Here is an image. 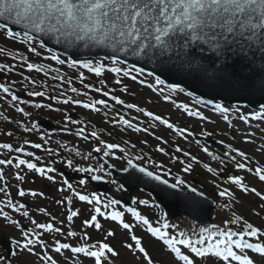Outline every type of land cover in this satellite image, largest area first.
<instances>
[{"label": "snow or ice", "instance_id": "6c2138e0", "mask_svg": "<svg viewBox=\"0 0 264 264\" xmlns=\"http://www.w3.org/2000/svg\"><path fill=\"white\" fill-rule=\"evenodd\" d=\"M0 20L5 23H0V29H4L5 36L12 40L20 39L23 43L28 45V50L36 53L35 47H32L34 36L32 33H42L54 37L57 42H63L69 47L83 44L84 47H102L110 50L107 59L111 62V66L104 64L101 61L92 60H69L68 63L72 67L79 66L87 69L88 72L94 73L100 77L105 71L115 73L118 76L131 77L136 80L137 76L132 75L133 72L143 73L142 68H137L135 65L120 67L119 65L126 62L121 59V56H132L141 60L149 62L168 64L173 62L177 71H187L203 75L210 79H221L228 87L258 89L264 91V65L260 70L254 71L249 77H244L247 81L241 84L239 78L233 84L232 76H220L219 73L226 67L224 61L229 58L233 59V64L240 60H249V54L253 57L255 52L253 49L260 51L262 58H264V0H0ZM8 22L16 25H23L24 31L16 32L8 27ZM43 43L41 47H43ZM199 46H207V50L212 54V57L197 56L196 48ZM12 56L13 53L6 49L0 48V55ZM21 60H26L25 57L20 56ZM58 64H64L65 61L56 55L51 56ZM210 61V62H205ZM254 61L249 60V65ZM29 71L45 72L44 65L35 64L31 62L26 63ZM13 68L8 64H0V71H12ZM50 71H59L58 69H49ZM153 75V73H149ZM57 79H63L57 77ZM81 83H83V73L80 74ZM35 84V81H30ZM144 83V81H140ZM71 83V81H69ZM100 83L103 85L104 81ZM116 84L121 81L117 79ZM165 81L160 76H155V85H164ZM92 87L89 84H84V88ZM148 87L154 88L152 84ZM168 89L175 91L180 88L179 84H168ZM71 92L76 93L78 90L72 87ZM95 92H102V88L96 87ZM126 91V88L122 89ZM163 91V89H160ZM0 92L5 93L11 97L12 101H17L18 96L11 92L10 86L5 83H0ZM103 96L111 98L117 104H124L125 102L115 95H110L109 91H103ZM29 96L44 97L47 92L30 91ZM51 100H58V96H50ZM165 100L169 96H164ZM64 104H82L80 100H74L72 97H67L62 101ZM208 104H213L211 100ZM97 105L107 107V101L104 99H94L89 103H83L82 106L86 109L98 112L100 109ZM36 107L44 105L36 104ZM128 109H135L139 113L158 121L161 125H165L168 129H172L178 135L187 133L188 136L193 135L186 128L177 127L168 119L162 118L160 115H155L151 111H147L136 104L128 103L125 105ZM50 107V106H49ZM181 108L190 117H199L201 120H208L209 118L203 115L199 110L193 111L188 104L180 105ZM213 110L224 114L223 119L229 120L228 113L235 111L238 119L244 122L251 120H259L264 122V104L260 105L259 110L244 113L240 107L233 106L232 108L225 107L221 103H215ZM17 112L23 113L24 116L30 114L22 107L16 108ZM70 120L72 124L82 123L76 120H71L70 117H65ZM115 124H123L129 128H134L136 131L148 132V128H139L132 124L123 115L119 116L118 120L112 121ZM154 126V125H153ZM25 133L32 132L37 128L35 122L31 127L19 124ZM85 127L77 129L76 134L83 136L85 140L89 139L85 135ZM12 136L11 132L6 133ZM90 137L99 140L103 145L96 147L95 152L103 151L105 157L115 156L113 150L119 149L122 152L123 159L127 160L128 166L136 169L144 176L158 181L160 184L167 186L168 189L179 190L186 185V181L179 175L174 177V183H170L168 179L163 178L160 174H168V170L164 169L163 165L154 164L156 171L149 170L146 166L135 164L132 158H129V153L118 143H106L101 140L96 131L90 133ZM161 139V137H156ZM187 139V137H185ZM247 140L248 137H245ZM44 144L48 141L41 136ZM165 143H167L165 141ZM223 143V141H221ZM23 145H30L34 149L43 148L41 143H33L28 139L23 140ZM134 147V146H133ZM225 148L229 151L224 152V156L228 157L230 162L237 170L247 171L252 174L259 182L264 183V163L255 162L253 166L252 158L243 150L233 147L231 144H226ZM0 149H5L10 152L14 151L17 155L10 158L0 159V165L12 166L18 171L15 179L19 182L25 180V174H21L26 168L28 172L38 173L41 177H45L48 181L55 182V177L49 175L54 173L56 169L52 166L38 165V161L42 160L41 156L35 155L31 151H25L24 147L13 148L10 143H0ZM49 155L54 152L51 148H43ZM159 152H164L165 149L157 145ZM203 152L211 157L212 160H220L222 164L225 161L221 160L220 156L210 152L207 147H204ZM176 152H182L185 159H180L177 156H172V160H178L183 166L184 173H190L193 170V165L199 164L200 161L195 155L188 151H184L180 147H176ZM264 152V145L258 150ZM235 153V155H231ZM20 154L34 159L22 158ZM79 155V153H77ZM146 155V154H145ZM237 157L240 159L238 160ZM84 160L90 158L89 155L82 157ZM121 157H117L119 159ZM136 160L142 159L140 156L135 157ZM37 161V162H34ZM68 166H72V161H67ZM152 163V161H147ZM203 168L213 176L216 175V170L204 163ZM76 170L81 173L90 174L91 180H101L103 177L98 173L102 172L103 166L93 167L91 164L87 166H77ZM127 171V168L124 169ZM0 181H4V186L0 187V193H4L5 200L0 201V217L10 224L20 229V237L13 239L12 243L16 246L17 251L13 255H18L20 252H27L35 254L42 264H68L69 260L72 264H82L77 258L81 255L85 258H91L93 264H115V259L119 257L120 253L108 242L109 238L115 237L116 232L112 228L104 229L103 224L98 217H103L105 220L116 222L119 228L126 230L128 237L123 242L122 247L131 253H139L146 264H154L149 252L144 246L142 237L137 236L134 232V225L125 222V211L130 213L137 224L143 225L147 233L159 241L173 254L176 264H196L195 258L212 260V264H255V261L248 255V250L254 253H259L264 257V230L249 222L243 216L232 212L231 217L223 221V227L215 224L208 227H201L199 232H193L191 235L183 231L178 233H171L170 227L165 220L158 226H154L148 217L137 211L135 207H127L125 211H119L115 206L120 204V201L110 199L102 201L101 197L95 192L85 194L83 191H78L73 187L67 179L63 180V186L59 191L70 190L72 195L65 196L63 200H57V204L68 205L73 202V197L79 201L85 202L91 206L89 218L82 221V233L78 234L76 231L68 230L67 237H78L81 241L76 245L68 242H61L55 239L54 245H49L43 238V232L64 235L61 227H56V217H51V221L47 223H38L31 219L29 211L24 203L14 201L7 192V182L3 171L0 170ZM116 183L115 180L111 181ZM79 185L83 188L87 181L85 179L79 180ZM226 184L234 186L241 193H251L264 202V191L258 190L255 186H250L245 182V177L242 175H229L225 182ZM123 187V185H119ZM218 195L221 198H227L229 201L235 199V193L227 186L215 185ZM17 195L24 197L30 195L32 197L43 196V192L34 190H25L17 185ZM187 190L197 196H203L204 193L198 191L196 187L187 185ZM175 199L181 198V192L172 191L167 193ZM189 203H193L191 197H183ZM140 205H149L148 199H140L134 201ZM222 208H231L232 203H225L221 205ZM5 208L11 209L15 213H19L22 217L29 218L33 227L24 229L21 224L10 215ZM110 209V210H109ZM261 209L264 210V203L261 204ZM40 213L50 215L43 207L37 209ZM81 210H73L71 207L67 209L66 220L71 223L73 218L80 216ZM63 223V221H61ZM233 226H239L234 230ZM88 228H94L97 231L103 232V238L89 242L92 240L90 234L86 231ZM130 241V242H129ZM254 241V242H253ZM39 247L42 253H37L35 250ZM56 254H62L65 250L70 252V256L64 257L63 260L54 258L49 254L48 249ZM214 258V259H213ZM5 257L0 256V261Z\"/></svg>", "mask_w": 264, "mask_h": 264}, {"label": "rangeland", "instance_id": "374dc122", "mask_svg": "<svg viewBox=\"0 0 264 264\" xmlns=\"http://www.w3.org/2000/svg\"><path fill=\"white\" fill-rule=\"evenodd\" d=\"M51 56H52L51 54L46 55V53H44V51L40 50L36 55H34V60L36 62L42 63L43 65L44 64L49 65V66H52L54 69L60 70L59 67L61 66V64H58L55 60H52ZM84 74L86 75V73H84ZM126 82H127V85L129 86L128 87L129 90L127 92V95L131 99L132 104H136L138 107H142V108L146 109L147 111H151L155 115H160L164 119H168L172 123H173V121H176V122L181 121L184 124H186L187 126H191L195 131L196 130L199 131L200 132L199 135H202V134L204 135V132H207L210 136L216 135L217 138H220L221 140L224 141V143H222L219 147L218 146H216V147H213V146L208 147L207 146L209 148L210 152L215 154L217 151H219V148H221V150H223V151L226 150V148H225L226 144H231L232 146H235V144H236V146L238 147L240 145V142H244L245 146L251 148V152L250 151H248V152L250 153L249 156L252 158L253 162L264 163V152L258 151L261 148V145H264V122H261L259 120H251L250 122L246 123V122L238 119V115L236 112H234L235 113L234 116L228 115L229 120L225 121L223 119V117H221L219 115H215V114L210 115V114H208V112L201 110V113L209 118L208 120H201L199 117H190V118H187V122L185 123V119H182L183 118V116L181 115L182 111L178 105L175 104L173 106H170L168 109H165V106L160 104L159 100H161L162 98H161L160 94L158 92H156V90L148 87V85L140 84L139 82L132 81L128 78H126ZM23 97H24V99L26 98L28 101H33L32 96L23 95ZM94 99H97V97L94 96ZM43 100H45V98L41 99L42 102H43ZM155 101H157V104ZM131 102H129V103H131ZM17 105H19V104L17 103ZM22 108H24V107H22ZM90 111H92V110L90 109ZM83 112H86V111L83 110ZM92 113L94 114L95 119L92 118L93 117ZM99 113L101 114V116H105V115H102L103 111H99ZM99 113L95 112V111L89 112V114L92 117H85V118H86V120L92 119V120L97 122L99 119ZM132 113L134 114V116H133L134 119H136V120L138 119L140 121L141 125L144 126L143 128H148V132L140 131V133L141 134L146 133L150 137H152L151 143H150V145L152 147L151 149L153 152L155 151L159 154L158 159H160L161 161H164V162H165V160H168L170 162V164H172V166H173V163L175 164L176 167L181 166L180 169H174V170L172 167H169V169L174 174L179 173V171L182 170V165L179 163L178 160H172L171 159L172 156H177L174 152H173L174 155L171 154V149H173L172 147H169L168 150L166 149L167 151L165 150L164 154L159 153L157 150H155V148H157V145L162 147V144H163V142L158 143V140L156 139V137L162 136L163 131H164V133L167 134L173 130L168 129L165 125H160L157 121H154L152 118L145 116L143 113L137 112L135 109H132ZM156 113H158V114H156ZM67 117H71V115H68ZM71 120H73V119H71ZM171 120H173V121H171ZM100 123L103 124L102 125L103 128H108V125H110L107 118L102 119L100 121ZM118 128H119V124L118 125L116 124L114 130L116 132L120 133ZM169 130H171V131H169ZM173 135H175L176 139L174 138ZM170 136L172 137L171 140H173L172 144H176L178 146H181V144L182 145L186 144V145L192 146L193 143H195L194 138H192V136H187L186 133H184L180 136L177 135V133H175V134H170ZM185 137H187V139H185ZM245 137H248V139L244 140ZM128 149L129 150H135L132 147H129ZM193 155L200 158L201 162H206V158L208 157V155L203 154L201 152V150H200V152L194 153ZM179 164H180V166H177ZM197 167H199V164L193 165V168H197ZM218 169L222 170L221 167H219ZM199 170H200V172L196 176L195 175L192 176L191 174H188V173H181L182 178L186 181H190L192 178L198 179V182L200 184L197 186V188L199 190H201L205 195L214 198L216 201H217L216 195H218V191L215 187L216 184H220L221 186H227L234 192L237 191V193L240 194V195H238V198L240 196L242 198L239 202L236 201L235 203L239 206V208H241L243 211H245V213L249 217L250 221L252 220L253 222H255L254 216H257L255 214V212H257V213L259 212V215L264 214V210L261 209V204L264 202H261L258 197H256L255 195H253L251 193H246V194L241 193L234 186L226 184L225 182L222 183L221 181H218L216 179L211 180L206 174H204L201 171V169H199ZM240 173H244V172H240ZM170 182H174V179H170ZM246 182L250 186H255V187H257L258 190L264 191V183L259 182V180L255 179L254 176H252L251 179H250V177H248ZM29 183L31 184V186L33 185V182L29 181ZM49 183H50V181H46L44 184L50 185ZM52 186H54V183H51V189L49 190L50 192H48L49 196H47V198L41 200L40 198H43V196H39L40 198H38L37 201L34 202V204H35L34 210H37L38 208L43 207L47 210V213H49L50 215L45 216L44 213H40L37 210L38 213H37V216L34 217V219L37 221H40V222L41 221L42 222H50L51 217L54 216V217H56V222H55L56 227L67 226V228H69L68 226H71L72 222L69 223L66 220L65 213H63V211H62V207L60 206V204H57L56 201L57 200H63V198L65 196H71V194L66 193V190L63 192L59 191V189L63 186V184H61V182H59V181H58V183H56V187H58V189L56 191L54 190V188H52ZM43 189L44 188L42 187V184L41 183L38 184L36 182L32 186V189H30V190H37L38 192H43ZM82 191L87 193L86 189H84ZM235 203H233L234 206H235ZM71 205H68L66 202V206L71 207L73 210L80 209L81 213H83V214L84 213L86 214L87 211H88V214L90 213V210H88V207L84 206L81 201L79 202V205H75V206H71ZM83 207H86V208H83ZM142 212H144L145 214H148L150 211L146 210V208H143ZM38 214H39V216H38ZM82 216L83 215L80 214V218ZM88 216L89 215H87V217ZM147 217L150 218L149 220L153 223V225H155V223H157V221L158 222L161 221V219H159V218L157 219L156 216H147ZM162 217H164V216H162ZM13 218L16 220L19 219L18 216H13ZM80 218H79V216L75 217L73 222H82L80 220ZM179 219H181V218H179ZM61 221H63V223H61ZM66 222H67V225H66ZM175 223L178 224L179 222L176 221ZM105 227H106V229L112 228L116 232L115 237H113L112 239L109 238V241H108L120 253L119 257L115 259V264H146L143 257L139 253H131L127 249H124L122 247L123 242L128 237L127 236L128 233L126 232V230L119 228V226L115 222H112L109 220L105 224ZM67 228H64V230H66ZM2 231L4 233H7L6 230L2 229ZM2 231H1V234H2ZM134 232L137 236L142 237L144 246L146 247L147 251L149 252L152 260L154 261V264H176L173 257L170 256L169 254H167L166 252H164V250H162L160 247H158L157 243L155 241H153L150 236H148L146 228L143 225H139V224H137V222H135ZM11 236L18 238L17 234H15V236H14V234L11 233ZM64 240L68 243H72L73 245H76V241L69 238V237H68V239L65 238ZM27 258L31 259L30 257H27Z\"/></svg>", "mask_w": 264, "mask_h": 264}, {"label": "water", "instance_id": "95a60500", "mask_svg": "<svg viewBox=\"0 0 264 264\" xmlns=\"http://www.w3.org/2000/svg\"><path fill=\"white\" fill-rule=\"evenodd\" d=\"M0 23L5 21L0 20ZM8 27L16 32H23V25H16L8 22ZM34 39L43 43L44 47L63 54L69 58L75 60H108L106 57L110 53V50L102 47H84L83 44L78 46L69 47L63 42H57V40L42 33H32ZM255 56L249 54V60L254 62L249 65V60H240L233 64V58H229L224 61L226 67L219 73L220 76H232L233 84L238 77L241 84H245L247 81L244 77H249L254 71L260 70L264 65V58H262L260 51L253 49ZM197 56L212 57V54L207 50V46H199L196 48ZM126 65H135L137 68H142L145 73H153L154 76H160L166 84H179L180 88L187 90L191 94H195L201 97L203 100L212 102H226L231 106L246 105L254 110H258L260 105L264 104V91L258 89L228 87L221 79H210L203 75H199L192 72L177 71L173 65V62L168 64H160L149 62L147 60H141L132 56H121ZM210 62V61H205ZM208 142L215 143L208 140ZM108 168L114 171V176L117 178L120 185L126 188L128 194H122L117 188L111 187L102 178L101 180H91L90 176H80L75 172L67 170H59L65 177L73 178L76 180L86 178L90 185L94 186L98 192L110 195L113 199H116L124 204L131 205L132 196L131 192L134 190L142 189L155 196V201L161 205L170 216H187L193 220L199 221L203 224H209L215 216V202L206 196H197L190 193L187 190V185L183 186L184 189L172 190L167 186L160 184L158 181L152 180L136 169L125 165L127 171L116 170L106 164ZM216 175H221L216 172ZM179 191L181 192V198L175 199L168 196V192ZM191 197L194 201L189 203L183 197ZM5 249L8 251V257L10 255V248L6 244Z\"/></svg>", "mask_w": 264, "mask_h": 264}, {"label": "trees", "instance_id": "16d2710c", "mask_svg": "<svg viewBox=\"0 0 264 264\" xmlns=\"http://www.w3.org/2000/svg\"><path fill=\"white\" fill-rule=\"evenodd\" d=\"M5 39V34H4V32L2 31V30H0V41H2V40H4ZM11 43L14 45V44H16V45H18V43L16 42V40L15 41H11ZM5 64H8L7 62H9V63H11V61L10 60H8V58L5 60ZM9 65V64H8ZM9 66H12V65H9ZM14 66V65H13ZM15 68H18V66H14ZM121 67H124V66H121ZM13 73V70L12 71H0V74H2V75H4V76H6L7 78H9V79H11L14 75L12 74ZM0 77H2V76H0ZM109 77H111V79L113 78V76H109V75H103V76H101V78H100V81L101 80H103V81H109L110 80V78ZM117 77H120V75L118 76L117 75ZM100 81L98 82V83H100ZM61 83V84H60ZM104 83H106V82H104ZM65 84H68L67 82H65V81H62V82H59V81H56V82H54V90L55 91H58V92H60L61 90H59V89H65V87L64 86H62V85H65ZM108 85V84H107ZM100 87V86H99ZM101 88V87H100ZM108 88H110V90H113V89H115V84L113 83V82H111L110 83V85H108L107 86V89ZM65 91V90H64ZM68 92V91H67ZM124 97H126L125 95H123V97L122 98H124ZM120 108V106L119 105H116V104H114L113 105V107L111 108L112 109V111H117L118 109ZM56 118H57V116L56 115H54ZM10 118H13L12 117V115H10V114H7V115H5V114H1L0 115V124H6V125H14L15 124V122H11L9 119ZM57 140L58 141H61V142H64L65 140H64V138L62 137V136H59L58 138H57ZM64 151V150H63ZM59 152H61V150H59ZM92 155V154H91ZM223 161H225V160H223ZM208 162H210V163H212L210 160L208 161ZM217 164H218V166H221L223 169H224V171L226 172V173H235L234 172V169H233V167L231 166V165H229L226 161H225V163L224 164H222L221 163V161L219 160V161H217ZM224 202V201H223ZM226 209H228V211L226 212V211H223L224 213H223V215H220V216H231V214H232V212L233 211H235L236 212V214H238V215H241V216H243L245 219H247V216L245 215V214H243V211L241 210V209H238V207H236V206H234L233 204H232V207L231 208H226ZM220 220H223L222 219V217L220 218ZM239 226H233V228H238ZM94 232V239L97 237V234L95 233V231H93ZM56 235V238H59V237H61L59 234H55ZM56 254V253H55ZM214 259V258H213ZM25 262V260L23 261V263L22 264H27V263H24ZM12 263L13 264H21V261H20V258L19 257H14L13 258V261H12ZM0 264H6V262L5 261H1L0 262ZM198 264H212V260H209V259H203V260H199L198 261Z\"/></svg>", "mask_w": 264, "mask_h": 264}]
</instances>
